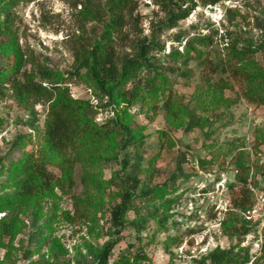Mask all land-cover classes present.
Returning <instances> with one entry per match:
<instances>
[{"label":"rangeland","instance_id":"rangeland-1","mask_svg":"<svg viewBox=\"0 0 264 264\" xmlns=\"http://www.w3.org/2000/svg\"><path fill=\"white\" fill-rule=\"evenodd\" d=\"M114 1L14 0L8 10L9 30L0 36V63L19 57L20 70L41 80L44 71L66 75L77 70L84 56L81 47L91 48L104 33L112 38L118 63L125 56L133 57L136 46L145 40L162 48L154 54L162 61L182 53L187 41L206 37L210 45L194 44L201 56L189 63L186 75L165 73L182 102L195 107L199 125L173 128L161 114L149 122L136 104L129 111L131 126L142 128L136 137L144 141L146 159L150 158L147 172L136 176L140 182L136 189L120 185L129 173L120 162L133 154L130 146L120 148L117 160L110 163H76L71 186L57 168L47 166V174L58 180L52 198L9 203L23 176L10 170L23 149L13 142L19 135L34 134L35 130L30 132L33 121L37 130L42 129L51 100L17 94L8 84L1 86L0 264H96L106 244H112L108 264L127 249L147 256L139 264H210L207 256L216 248L246 255L247 264H260L262 251L253 245L258 236L253 229L248 236L241 235L243 212L231 206L227 188L238 184L237 176L245 177L235 164L242 153L249 168V202L254 207L260 196L264 199V105L247 103L236 86L222 88L217 83L222 75L213 68L219 60L235 66L225 51L232 41L238 42L239 50L251 51L248 62L264 68V0H220L211 6L194 0L188 17L174 27L167 23L176 0H121V23L113 30ZM219 36H226L224 43ZM66 84L72 98H87L85 91L90 88L84 71L75 79L66 78ZM156 87L159 94L164 87L159 79ZM104 108L95 115L98 123L113 116ZM159 132L166 137L159 139ZM114 140L122 145L120 136ZM186 154L196 167L186 162ZM113 182L129 190L125 204L126 195ZM217 182L225 185V193L217 192ZM224 201L225 212L217 209ZM119 204L124 209L115 223L111 213ZM222 222L235 226L238 233L224 235ZM260 236L263 244L264 229Z\"/></svg>","mask_w":264,"mask_h":264},{"label":"trees","instance_id":"trees-1","mask_svg":"<svg viewBox=\"0 0 264 264\" xmlns=\"http://www.w3.org/2000/svg\"><path fill=\"white\" fill-rule=\"evenodd\" d=\"M208 5H214L220 0H205ZM14 0H0V36L9 30V13ZM121 0L112 3L111 29L120 26L122 12ZM190 3V4H188ZM188 4V5H187ZM206 4V5H207ZM195 5L194 0H176L169 10L167 26L174 27L177 22L186 19ZM229 36V35H227ZM226 37V36H225ZM225 37L219 36L222 43ZM112 38L104 33L102 40L95 43L89 49H82L81 64L77 70L59 75L55 71L41 72V80H34L32 76L20 70L21 58L13 57L12 61L0 63V87L9 85L12 90L23 96L39 95L51 100L47 119L41 130L33 122L30 124V132L19 135L13 142V146L22 147L20 157L12 163L11 172L17 170L22 177L17 181L16 193L7 202L13 203L15 199L43 200L54 196L53 189L57 186V179L53 180L46 172L47 166H54L60 171L62 179L69 186L72 185V172L76 163L90 166L91 161L99 164L110 163L117 160L120 148L132 146L133 154L121 160L122 169L128 167L129 173L123 186L133 190L140 184L136 178L138 174L146 173L150 168V158L144 150V141L137 139L141 134L140 127L132 128L130 109L140 104L149 122H153L156 116L163 115L173 128L187 127L192 129L199 125L195 114V107L189 108L184 104L172 89L170 78L165 74L176 76L186 75L189 63L198 59L200 51L194 44L210 45L206 37H197L185 43L183 52H175L162 61L154 54L161 53L162 48L153 42L143 41L136 46L133 57L125 56L120 63L117 62L111 45ZM226 56L228 61H233L232 68L219 60L214 65V72H219L217 83L224 89H232L236 86L239 96L247 103L260 106L264 105V68L248 62L251 51L239 50L238 42L226 43ZM168 62L165 66L164 63ZM178 64V67H171ZM182 67L183 69H180ZM84 71L85 82L89 85L93 94L99 100L98 107L109 108L113 116L104 122L95 121L97 110L87 100H78L70 96L66 84V78L75 79ZM227 74V77L224 75ZM160 80L164 86L158 94L156 82ZM129 84L128 88L125 85ZM168 86L167 89L165 87ZM103 102V104L101 102ZM197 107V106H196ZM34 114V113H32ZM121 137V144L114 140ZM165 132H159V139L165 138ZM29 149H27V147ZM26 147V149H25ZM239 171H244L245 177L237 176L238 184H230L227 188L230 194L231 206L245 213L252 208L249 197L250 188L247 184L248 166L245 165L242 153L235 160ZM127 183V184H126ZM118 189L124 192L125 201L129 190L113 182ZM129 197L128 200H130ZM123 204L114 207L111 219L118 223L123 212ZM242 213V214H243ZM241 235H247L255 226L243 219ZM222 231L228 237L235 236L238 231L235 226L222 222ZM131 247V246H130ZM112 249V244H106L104 252L99 256L96 264H108L107 253ZM262 251L259 263L264 264V242L261 244ZM207 259L210 264H247L249 259L246 255L239 256L231 250L214 249ZM148 260L142 252H131L127 249L117 254L110 264H139ZM256 264V263H251Z\"/></svg>","mask_w":264,"mask_h":264},{"label":"built area","instance_id":"built-area-1","mask_svg":"<svg viewBox=\"0 0 264 264\" xmlns=\"http://www.w3.org/2000/svg\"><path fill=\"white\" fill-rule=\"evenodd\" d=\"M85 94L87 98L84 100L89 101L90 105H92L93 108L97 110V112H101V107H98L99 100L98 98H96L93 92L90 89H87L85 91ZM185 160L189 165L196 167V162L190 158L189 154L185 155ZM204 187L205 186H202L201 188H199V191H203ZM215 187H216L217 192L225 193L226 191L225 185L220 182H217L215 184ZM259 198H260L259 199L260 201L257 203L256 206L252 207L250 210L243 213L244 219L255 226L253 228V231L256 232V235L258 236V238L255 239V242L253 243V245L257 247L256 251L260 250V247H261V244H260L261 236L260 235H261L262 230L264 229V199L262 198V196H260ZM227 207H228V203L225 201L220 202L217 205V209L222 210L224 212L227 210Z\"/></svg>","mask_w":264,"mask_h":264}]
</instances>
